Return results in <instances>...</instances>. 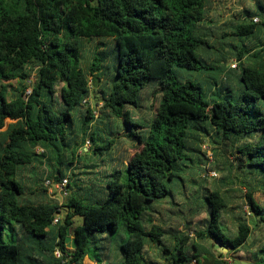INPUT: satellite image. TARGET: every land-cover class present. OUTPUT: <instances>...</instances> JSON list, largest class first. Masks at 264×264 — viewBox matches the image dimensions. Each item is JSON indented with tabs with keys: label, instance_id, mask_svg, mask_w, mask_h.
<instances>
[{
	"label": "trees",
	"instance_id": "obj_1",
	"mask_svg": "<svg viewBox=\"0 0 264 264\" xmlns=\"http://www.w3.org/2000/svg\"><path fill=\"white\" fill-rule=\"evenodd\" d=\"M208 1L0 0V232L9 227L17 234L14 242H0V264H83L86 256L105 264L109 246L100 245L97 237L115 234L121 226L127 238L119 245L120 264H224L217 246H229L252 264H264V206L254 196L264 194V39L240 49L226 43L237 60L229 73L227 56L219 55L214 65L208 50L216 43L211 45L204 23ZM245 14L232 24L234 35L264 32V12L247 9ZM254 16L262 21L254 23ZM97 39L103 47L105 40L111 43L110 49L98 46L85 61V41ZM210 70L222 75V82L208 91L200 82L180 79L181 72ZM103 76L111 78L101 85ZM90 78L100 88V117L108 123L115 119L135 125L130 108L140 106L139 94L152 82L157 83L152 96L159 98L146 136L138 137L125 170H115L113 180L95 185L93 191L78 187L75 194L70 169L77 167L79 150L89 140L88 154L102 156L119 137L112 124L106 127L112 139L103 138L96 127L89 134L93 110L83 101L91 96ZM204 138L215 151L228 154L225 162L238 181L213 185L204 174ZM92 162L89 167L97 166ZM35 163H47L46 171L56 182L69 177V193L61 205L49 198L42 175L33 182L27 176ZM189 164L202 177L206 203L187 196V183V200L168 187L180 171L191 174ZM190 181L198 182L194 176ZM238 182L245 193L230 191H238L235 196L221 189L227 188L221 183ZM168 197L170 203L164 201ZM237 197L245 198L254 226L235 214L236 229L226 225L223 214L235 207ZM158 203L181 207L165 215V206L160 209ZM61 207L66 215L55 224ZM203 213L205 218L194 221ZM254 229L261 231L255 235L258 240ZM191 233L210 246L195 243ZM68 236H74L75 248L68 247ZM148 245L156 248L158 259ZM190 248L195 253L189 254Z\"/></svg>",
	"mask_w": 264,
	"mask_h": 264
},
{
	"label": "rangeland",
	"instance_id": "obj_2",
	"mask_svg": "<svg viewBox=\"0 0 264 264\" xmlns=\"http://www.w3.org/2000/svg\"><path fill=\"white\" fill-rule=\"evenodd\" d=\"M237 1H242V0H237ZM234 0H232V4H234ZM243 5L244 6H248V9L250 11H252L253 13H263L264 12V0H243ZM223 19H225V16H218L216 19L212 20L218 25L219 22H221ZM241 22L242 20L238 19V22ZM214 22H209L210 25H206L207 27L210 26L209 28V36H207L208 39H210V43L211 45L214 46V48L218 49V50H214L210 49L208 57H210L212 60V63L214 65H217L218 62H216L215 57L217 58L219 55H224L228 57V61L226 62L227 64L233 63L236 60V57L232 54H230L228 52V48L226 43L232 44L237 46V48H242L244 44L248 45V47H254L256 46L261 40L264 39V32L263 30H257L256 33H254L251 36L248 37H244L243 36H236L233 33L236 31V27L233 25H229L225 28V26L218 28L217 25L214 24ZM235 22H237V19H235ZM222 32H226V37L222 38ZM101 40H86L85 41V55H86V59L85 61H89L92 58L93 52L95 50H97L96 47L98 46H102V48L105 49V51L107 52L110 47H111V43H109L108 41L105 40L106 46L103 47V45L101 44ZM207 50V49H206ZM232 50H235L234 48ZM211 52V53H210ZM206 54H204L205 57ZM108 56V55H107ZM107 64H109L111 66V62H110V57H107ZM236 72V71H235ZM110 76H103V81L101 82V85L104 82L110 81ZM180 79L183 81H193L196 83H201L202 86L204 87V89L206 91L210 90L211 88H216V84L215 82H222V75L220 76L219 73L215 70H210L207 71L205 73L202 72H196V71H185V72H181L180 73ZM13 86L17 85V82L14 81L11 83ZM230 85L232 86L233 83L230 81ZM61 85L58 86V89L60 90ZM157 87V83L156 82H152L150 85H148L147 87H145L141 93L139 94V102H140V106L139 107H131L130 111L131 114L134 115V117L132 118V123L135 124L133 126H127V125H122V123L118 120L115 119H108V122L101 120V112H102V93L100 91V88H96L95 86H92L91 88V96L89 99V106L90 108L93 110V116L94 119L92 120V124L93 127L92 129L90 128L89 134L92 133L96 128L101 129L100 132L103 134V138H111L112 139V135L110 134V132L108 130H106L107 126L109 124L115 125L117 126L115 128V130H113L112 132L116 133V135L119 134V137H117L115 145L113 146V149L111 151L105 152L104 155L100 156V155H90L86 154L85 150L83 149L84 146H86L89 150L90 146H92V143H90V141L88 140L85 145L83 146V148H81L78 152V163L76 164V168H75V172L72 174L71 176V185H72V191L76 194V192H78V187L83 188L82 191H87L89 188L92 189V191L95 189V185H103L105 184L106 181H108V179H114L112 174L115 170H125V166H126V162L129 159L130 156H132L134 154V152L136 151V144L138 143V137L141 138H145L146 136V130H147V126L150 124V122L153 119V116L155 114L156 111V106H157V97L159 98L158 95H156V98H153L152 93L155 90V88ZM234 88V87H233ZM30 90H28L29 92ZM7 122H11V120H7ZM96 127V128H95ZM108 131V133H107ZM122 133L126 134L124 136H120ZM80 141V139H79ZM98 143L100 145H103L105 142L103 140H99ZM215 145L211 142V140L209 138H204L203 142H202V151L205 153V158H203V160L205 161V163L207 164L205 167V170L207 168L208 171H205L204 174L208 177V178H215V180L218 181V184L220 182H232L234 180H237V177L235 175H233V173L235 172L232 169V173L230 172V167L228 166V163H226L225 161L228 159V154H224L219 148H217V151H215ZM39 152L41 153V149H39ZM91 157V158H89ZM93 160V164H96L97 166L95 167H89L91 165V161ZM89 165V166H88ZM190 165V164H189ZM194 164H191V168L188 169L189 173H191L190 175H188L187 171H180L178 174H180L179 178L176 179V181L174 183H169L168 187L170 190L173 191V193L176 195L177 198H182L183 200H187L183 197V193L185 192L184 189V184H186L187 187V196L190 197H194L195 201H199L201 202V204H203V202L206 203V200L204 198V195L208 194L206 189H204L203 187L204 182L201 181L202 177H200V179H198V169L195 167L193 168ZM88 166V167H87ZM249 169V168H248ZM252 169V168H251ZM250 169V170H251ZM195 170V171H194ZM242 170V168H241ZM250 170H248V172H250ZM88 172V173H87ZM92 172V173H90ZM215 172L216 175H212L211 173ZM186 175H185V174ZM191 176H194V180H197V183H192L190 181ZM238 176L240 178L243 177V175L238 174ZM253 175H249L248 178H252ZM225 177V179L223 178ZM223 179V181H222ZM184 180V181H183ZM190 182V183H189ZM225 185L227 188L221 186V189H223L222 191L225 192H230V191H235L237 190H243V188H240V183H230V184H223ZM261 180H259V186L261 187ZM94 185V186H93ZM210 186V185H209ZM80 192V191H79ZM237 193H239L238 191L235 193L230 192V194H234L235 196H237ZM56 197L58 199L55 200H59L58 202H64V199L62 200L61 196L59 195V193L55 192ZM257 198V200L259 202H263V206H264V194H261L260 192H258L255 196ZM167 203H170L171 198L168 197L167 199L164 200ZM181 201V200H180ZM167 203H158L156 204V207H159L160 209H163V205L165 206V215H170L172 214L173 211H178V209L181 206H177V205H169ZM166 204V205H165ZM179 205V204H178ZM233 205H235V207L230 208V210L228 209L227 212H225L223 214V218L225 220V223L227 226H229L230 228H232L233 230L236 229L235 223H233V219H232V215L235 214L236 216H244L246 218L249 219V222L251 224V226H254V222H253V215L250 214L251 210L249 209V207L245 204V198H236V200H234ZM171 207V208H170ZM168 208H170L168 210ZM66 209L64 207H61L59 209V219L61 220V222L64 219V216L66 215ZM206 217V214L203 213L202 215H198L194 221L197 220V218H199V221L203 218ZM75 222L77 224H80L82 222V218L77 216L75 218ZM9 227H7L5 230H3L2 232H0V242H14L15 240H17V234L15 232H11L9 229ZM224 232L227 234L228 231L225 227V229L223 228ZM258 233H261V231L259 230H255L253 232V237L255 235H257ZM228 236H232L229 233L227 234ZM252 237V238H253ZM256 239L258 240V236H255ZM99 239V244H105L109 246V250H108V256L109 259L105 261V264H120L121 263V257H120V252H119V245L122 244L125 239L127 238L126 232L124 230V227L121 226L119 231L115 234H105V235H101L99 234V236L97 237ZM193 238H195V236H193ZM260 238V237H259ZM197 240V239H195ZM201 244H203L204 246L209 247V243H206L205 241H201ZM99 245V246H100ZM209 245V246H208ZM69 248H72L71 246ZM218 249V251H222L223 252V256H222V260L224 262V264H242L243 262H248L249 264H252V262H250V260L248 259V256L243 252H234V250H232L229 246H217L216 247ZM147 249L149 250V252L153 255V258L156 260L158 259V257L156 256V248L154 246H147ZM228 250L231 252V254H227ZM217 256L219 255L217 252L215 253ZM225 256L227 257V259H225ZM94 259L93 257L91 258V260ZM229 259V261H228ZM95 260V259H94ZM85 262H87V264H90L89 261L87 259H85Z\"/></svg>",
	"mask_w": 264,
	"mask_h": 264
},
{
	"label": "crops",
	"instance_id": "obj_3",
	"mask_svg": "<svg viewBox=\"0 0 264 264\" xmlns=\"http://www.w3.org/2000/svg\"><path fill=\"white\" fill-rule=\"evenodd\" d=\"M235 2H234V4H232V0H209L208 1V3H207V7H206V11H207V20L204 22V23H206V25H210L209 24V22H214L213 20H212V18L213 19H216L218 16H225V19H223L221 22H219L218 23V25L217 24H215L216 23V21L214 22V24L215 25H217L218 26V28H221L222 26L224 27L225 26V28L227 27V26H229V25H234L235 23H240V21L238 22V19L240 20H242L244 17H246V14H245V11L248 9V6L246 5V6H244L243 5V0L242 1H237V0H234ZM235 19H237V22H235ZM208 27H210V26H208ZM221 57V56H220ZM217 58L215 57V59L214 60H216ZM233 60H236V59H233ZM237 61V60H236ZM230 62L227 64V63H225V66H226V70H228V68L230 67ZM230 71L228 70V73H229ZM233 75V74H232ZM84 150H85V152H86V154H88V151L89 150H87L88 148L86 147V146H84V148H83ZM38 153H40V152H38ZM89 155H91V154H89ZM44 162V161H43ZM46 162V161H45ZM28 170H27V176L30 178V180H31V182H33L34 180H36L35 178L37 177H40L41 178V175H42V177L44 178H42L43 179V185H44V187H45V180L46 179H50V180H54V179H52L49 175H48V171H46V169H47V163H35V164H33L32 166H30V167H28L27 168ZM75 170V169H74ZM72 171L71 169H70V172H75V171ZM69 172V173H70ZM88 173V172H87ZM211 182H212V184L213 185H216V184H218V181L217 180H215V178L213 179V178H211ZM256 184H257V186H259L258 184V182L256 181ZM104 185V184H103ZM46 188V187H45ZM47 189V194H48V196H49V198H52V199H58V198H55L56 197V195H50V190L48 189V188H46ZM247 190H246V188L245 187H243V192L245 193ZM55 193V192H54ZM258 192H256L255 193V195L254 196H256V194H257ZM261 193V192H260ZM261 194H263V193H261ZM256 198V197H255ZM257 199V198H256ZM59 201V200H58ZM60 204H61V202H59ZM179 229H181V228H179ZM193 234L191 233V235H190V237H191V240H193L195 243H200L201 244V241L200 240H198L196 237L195 238H193ZM71 237V239H74V236H70ZM195 239H197V240H195ZM206 243H209V245L211 244V242H207V241H205ZM190 243V242H189ZM173 244H177V242L176 241H174L173 243H172V245ZM201 245H203V244H201ZM208 245V246H209ZM207 247V246H206ZM156 252H157V250H156ZM189 254L190 253H195V251H193L191 248L189 249ZM222 252V251H221ZM85 259H87L88 261H89V263L90 264H98V262L97 261H95V260H91L90 259V257L89 256H86L85 258H84V261H83V264H87V262H85Z\"/></svg>",
	"mask_w": 264,
	"mask_h": 264
},
{
	"label": "built area",
	"instance_id": "obj_4",
	"mask_svg": "<svg viewBox=\"0 0 264 264\" xmlns=\"http://www.w3.org/2000/svg\"><path fill=\"white\" fill-rule=\"evenodd\" d=\"M262 21V18L261 17H259V16H254L253 17V22L254 23H260ZM236 65H237V61H235V62H233V63H231L230 64V66L232 67V68H235L236 67ZM89 85L91 86V88H92V81H91V78H90V81H89ZM89 99H90V97H88V98H86L84 101H83V104H86V105H89L88 103H89ZM41 151L43 152V149H41ZM38 152H39V149H38ZM41 152V153H42ZM212 175H216V173L215 172H212L211 173ZM45 187L46 188H48L49 190H50V195H55V193L54 192H58L59 193V195L61 196V198H62V200H63V198H65L67 195H68V193H69V191H68V189H67V187H68V184H69V177H64L61 181H59V182H56V181H54V180H50V179H46L45 180ZM61 204H62V202H61ZM60 204V205H61ZM59 214H56V217H55V219H54V223L56 224V223H58L59 222ZM55 254H56V256H58V257H61V255H62V253L59 251V250H56V252H55ZM221 260H222V257L220 258ZM225 259H227V257L225 256ZM223 261V260H222ZM228 261H229V259H228ZM195 263V260H193V262H192V264H194ZM230 264V263H229Z\"/></svg>",
	"mask_w": 264,
	"mask_h": 264
},
{
	"label": "water",
	"instance_id": "obj_5",
	"mask_svg": "<svg viewBox=\"0 0 264 264\" xmlns=\"http://www.w3.org/2000/svg\"><path fill=\"white\" fill-rule=\"evenodd\" d=\"M67 243H68V247H72L75 248L76 247V242L74 241V239H71L70 236L67 237ZM242 264H249L248 262H243Z\"/></svg>",
	"mask_w": 264,
	"mask_h": 264
}]
</instances>
